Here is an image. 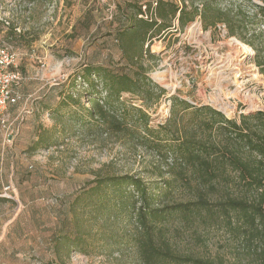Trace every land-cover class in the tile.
Listing matches in <instances>:
<instances>
[{"label": "rangeland", "instance_id": "rangeland-1", "mask_svg": "<svg viewBox=\"0 0 264 264\" xmlns=\"http://www.w3.org/2000/svg\"><path fill=\"white\" fill-rule=\"evenodd\" d=\"M146 1L0 0V42L17 53L16 69L24 76L17 91L29 98L23 120L15 119L23 102L10 108L17 131L5 130L0 116V264H145L127 241L135 223L96 221L92 213L79 229V198L103 175L145 177L156 167L167 170L170 162L114 135L63 127L58 117L73 107L64 104V91L83 64L120 62L115 31L126 22L130 4L145 9ZM151 50L156 56L148 63L149 76L166 94L159 105H137L145 106L152 125L167 120L172 95L210 104L229 118L264 109L255 50L223 28L212 33L197 20L166 41L154 40ZM193 186L180 187L177 197L196 199ZM173 228L169 238L178 252L254 264V252L229 229L200 221Z\"/></svg>", "mask_w": 264, "mask_h": 264}, {"label": "trees", "instance_id": "trees-1", "mask_svg": "<svg viewBox=\"0 0 264 264\" xmlns=\"http://www.w3.org/2000/svg\"><path fill=\"white\" fill-rule=\"evenodd\" d=\"M144 5L130 4L126 22L115 31L120 62L83 64L64 91V104L73 107L58 119L63 127L70 123L79 130L114 135L132 149L142 148L170 163L167 170L156 167L145 177L97 178L79 198L84 208L76 215L77 227L92 213L96 221L107 217L111 223H135L127 241L145 264H225L175 249L169 238L174 224L200 221L229 229L254 252V264H264V109L229 118L210 104L172 95L169 117L154 126L144 108L159 105L166 94L149 76L148 63L156 56L151 44L197 20L205 30L220 33L223 28L227 36L251 46L264 78V0H147ZM193 183L197 198L180 200V187Z\"/></svg>", "mask_w": 264, "mask_h": 264}, {"label": "built area", "instance_id": "built-area-1", "mask_svg": "<svg viewBox=\"0 0 264 264\" xmlns=\"http://www.w3.org/2000/svg\"><path fill=\"white\" fill-rule=\"evenodd\" d=\"M16 61L17 53L0 42V116L3 128L11 133L18 128L12 129L14 121H10V108L23 102L22 109L15 117L16 120H23L24 114L28 112L26 105L29 100L17 91L24 76L20 70L16 69Z\"/></svg>", "mask_w": 264, "mask_h": 264}, {"label": "crops", "instance_id": "crops-1", "mask_svg": "<svg viewBox=\"0 0 264 264\" xmlns=\"http://www.w3.org/2000/svg\"><path fill=\"white\" fill-rule=\"evenodd\" d=\"M17 88H18V87H17ZM18 106H19V105L12 106V107H11V110H13V109L15 110V108H17Z\"/></svg>", "mask_w": 264, "mask_h": 264}]
</instances>
